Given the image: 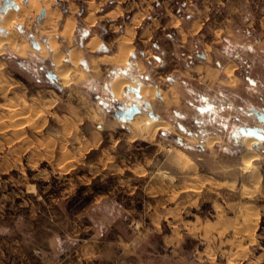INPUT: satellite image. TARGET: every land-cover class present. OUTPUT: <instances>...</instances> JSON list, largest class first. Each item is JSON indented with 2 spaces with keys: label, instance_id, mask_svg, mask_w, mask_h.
Wrapping results in <instances>:
<instances>
[{
  "label": "rangeland",
  "instance_id": "obj_1",
  "mask_svg": "<svg viewBox=\"0 0 264 264\" xmlns=\"http://www.w3.org/2000/svg\"><path fill=\"white\" fill-rule=\"evenodd\" d=\"M228 3L236 9L213 0L202 24L208 0H53L58 31L75 19L71 38L52 34L72 70L67 86L40 31L45 6L13 23L32 51H0V264H264V142L248 150L238 133L264 128L251 110L264 108V0ZM11 8L0 0V20ZM128 30L126 63L90 73ZM115 76L131 81L119 100ZM142 83L156 88L151 105L129 90ZM165 95L178 101L167 108ZM133 106L141 127L156 118L173 129L134 130ZM248 151L259 154L252 168Z\"/></svg>",
  "mask_w": 264,
  "mask_h": 264
},
{
  "label": "bare ground",
  "instance_id": "obj_2",
  "mask_svg": "<svg viewBox=\"0 0 264 264\" xmlns=\"http://www.w3.org/2000/svg\"><path fill=\"white\" fill-rule=\"evenodd\" d=\"M12 1L14 2V6L15 7L18 6V8L16 9L11 8L8 11H6L0 20V28H2V30L4 31L6 30L5 33L0 34V51H2V46L4 44L7 45V47H9L11 50L15 51L18 55H21V56L32 51V47L28 43V41H24L22 44L17 43V38L14 37V33L16 32L14 31L15 28H14L13 23L15 21L19 23H23L27 14L32 15L34 12L38 13L40 11L41 6L43 5L47 9V18L43 22V25L40 27V31L44 35L51 34V39L49 41V47L53 53L54 73L55 75H57V78L61 82L62 85L67 86L68 84H70L73 81V77L71 73L72 70L70 69L67 63H64L62 61L64 53L59 51V44L55 39L52 38V34L60 32V35L64 39L71 38L73 29L75 26V19L72 17H67L61 31H58V19L61 13L57 9H51V3L53 0H40L41 2L39 0H28L27 4H24V5L20 3L21 0H12ZM88 22L94 23L95 18L94 17L89 18ZM47 25L51 26L52 30H46ZM133 34H134V30H128L125 33V35H123V37L121 38L122 42L120 43V45L118 44L119 50L113 55H110V56L104 55L102 57H99L98 59H92L89 65L88 71L90 73L98 72L97 70L99 68V65H98L99 61H101V63L102 62L112 63L118 67L123 66L127 61L130 50L133 48L131 44V41L133 39ZM120 37L118 39H120ZM100 43H101L100 39L94 37L87 43V46L86 45L85 46L89 50L94 51L100 45ZM39 51L45 56L49 54L48 48H45L43 46L39 47ZM68 55H69L70 62L77 65L78 61L83 56V50L79 47H76V48L71 49ZM231 71L232 70L229 69L228 73H231ZM76 72L79 73L82 71L81 69L78 68ZM130 84H131L130 79H128L125 76H115L109 83L110 90L112 91L113 95L118 100L121 98L122 90L124 89V87ZM137 90L142 98L150 102V105L151 103L154 102V95H155L156 88L152 84L142 83L137 87ZM171 90L173 91L174 97L176 98V95H177L176 91L174 90V88H172ZM175 98L169 99L168 95H165L163 97V105L169 108L172 104H175L178 101ZM143 120H145V114L143 112L137 113L131 121V127L134 130H139L141 133L143 130H145L148 135L156 133L159 129H164V130L173 129V126L169 122L158 120L156 118H150L144 124V126L141 127V123L143 122ZM263 131H264V128H263ZM241 140H242L241 141L242 144L248 150L252 149V147L258 146V144L260 143V140L252 136H242ZM215 141H216V138H210L209 141H207V144L211 146ZM175 155L185 156V154L181 151H177ZM258 156L259 154L253 153L251 151H248L247 153H245L244 161L246 163V166L249 168H252L256 164L255 160L257 159Z\"/></svg>",
  "mask_w": 264,
  "mask_h": 264
},
{
  "label": "water",
  "instance_id": "obj_3",
  "mask_svg": "<svg viewBox=\"0 0 264 264\" xmlns=\"http://www.w3.org/2000/svg\"><path fill=\"white\" fill-rule=\"evenodd\" d=\"M5 2L8 6H14V2L12 0H5ZM44 16H45V10H43L41 12V18H43ZM32 44L34 47L38 48V45L36 43L32 42ZM84 66H85V64H84ZM122 72L125 74L126 71H122ZM129 90L134 91L136 93L137 97H140V94H139L137 89H133L132 87H129ZM138 111H139V108L137 106H133V107L129 108L127 111V114H126L127 118H129L131 120L133 118V115L136 114ZM252 111L256 114L257 120L263 124L264 123V113L258 112L255 109H252ZM150 115L153 116L152 114H150ZM238 133L242 136L255 137L258 140L264 142V131L260 127H257V126L241 127V128H239Z\"/></svg>",
  "mask_w": 264,
  "mask_h": 264
},
{
  "label": "crops",
  "instance_id": "obj_4",
  "mask_svg": "<svg viewBox=\"0 0 264 264\" xmlns=\"http://www.w3.org/2000/svg\"><path fill=\"white\" fill-rule=\"evenodd\" d=\"M209 2H210V4L208 5V6H205L204 5V7L206 8V7H208V9L206 10V11H204L203 12V19H201V22H202V24L205 22V20L207 21L208 19H209V17H210V19L212 20V15H213V12H212V14H211V12H209V10H211V8L213 7H211V5H212V2H213V0L211 1V0H208ZM218 3H221L220 5H227V8H221V6L220 5H216V9H218V10H221V9H223V10H226V11H229V10H231V11H234L236 8H235V3H233L232 5L231 4H229L228 2L229 1H234V0H216ZM205 10V9H204ZM195 22H197V21H195ZM196 24V23H195ZM194 24V25H195ZM235 22H234V24H232V25H230V24H228V25H225L219 32L217 31V30H215L213 33L214 34H212L214 37H216V34L218 33V34H220V38L221 39H223V37L225 38V35H222L221 36V33H224V34H227V35H229V34H231V33H233V32H235ZM233 30V31H232ZM217 38V37H216ZM219 38V37H218ZM207 56V55H206ZM208 58V57H207ZM225 69H227V68H225ZM227 73V72H226ZM229 76V75H228ZM248 80H249V82H252L251 83V85H255L256 83L255 82H253V80H251L250 78H248ZM252 109H254V108H251V110ZM261 112H263V110L261 111ZM259 145V144H258ZM1 230H0V238L1 237H3L4 239H6L7 238V235H8V232L7 231H9L8 229L9 228H7V227H5V226H3V228H0ZM212 257H215V258H212ZM210 259L211 260H215L216 259V256L214 255H212V256H210Z\"/></svg>",
  "mask_w": 264,
  "mask_h": 264
},
{
  "label": "flooded vegetation",
  "instance_id": "obj_5",
  "mask_svg": "<svg viewBox=\"0 0 264 264\" xmlns=\"http://www.w3.org/2000/svg\"><path fill=\"white\" fill-rule=\"evenodd\" d=\"M263 113H264V108H263ZM264 124V123H263Z\"/></svg>",
  "mask_w": 264,
  "mask_h": 264
}]
</instances>
